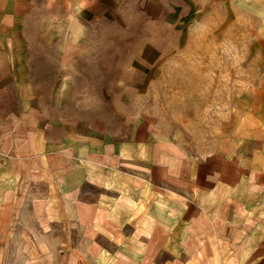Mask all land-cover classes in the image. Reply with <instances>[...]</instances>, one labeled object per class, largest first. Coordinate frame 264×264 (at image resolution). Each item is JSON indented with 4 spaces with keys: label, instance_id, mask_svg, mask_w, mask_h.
I'll list each match as a JSON object with an SVG mask.
<instances>
[{
    "label": "rangeland",
    "instance_id": "obj_1",
    "mask_svg": "<svg viewBox=\"0 0 264 264\" xmlns=\"http://www.w3.org/2000/svg\"><path fill=\"white\" fill-rule=\"evenodd\" d=\"M50 1L12 39V65L0 57V176L5 161L20 175L13 191L0 188L15 203L0 264H134L133 223L142 215L147 227L167 207L161 189L143 174L111 192L104 205L133 213L122 229L120 214L111 224L82 204L75 214L99 190L72 182L68 159L62 172L35 174L39 140L123 143L142 125L189 156L225 149L264 123V0ZM136 164L123 166L144 173Z\"/></svg>",
    "mask_w": 264,
    "mask_h": 264
},
{
    "label": "crops",
    "instance_id": "obj_2",
    "mask_svg": "<svg viewBox=\"0 0 264 264\" xmlns=\"http://www.w3.org/2000/svg\"><path fill=\"white\" fill-rule=\"evenodd\" d=\"M40 1L0 0V57H6L7 65H12L16 54L12 52L16 45L12 39L19 38L22 25L33 9L41 5ZM142 130L147 133L139 135ZM79 139L73 145L63 141L58 145L43 135L35 168V174L41 178V173L51 168L62 172L64 159H68L75 169L72 182L88 183L99 190L98 200H76L75 214L81 215V204L88 209V216H97L101 211L109 216L108 224L113 214H120V224L116 222L122 229L131 223L133 213L127 208L117 213L103 201L111 200V192H121L123 181H144L143 174L147 176L145 183L157 185L161 189L157 194L167 198V207L154 212L156 218L147 227L139 219L142 215L135 219L134 227L140 233L136 238L137 254L131 255L128 262L264 264V123L231 140L225 149L204 157L189 156L172 143L156 144L160 141L157 135L142 125L129 142L105 140L97 146L94 137ZM128 161L141 165L138 168L145 172L131 173L123 166ZM12 164L5 161L6 170L0 176V184H7V189L0 186L5 191L16 189L20 178ZM14 208L15 203L0 198L3 231L9 226ZM140 213L147 215L148 210ZM95 219L93 222H97ZM97 227L100 232L110 230L106 225Z\"/></svg>",
    "mask_w": 264,
    "mask_h": 264
}]
</instances>
